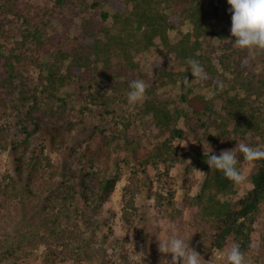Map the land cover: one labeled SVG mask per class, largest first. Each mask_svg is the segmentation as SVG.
I'll return each instance as SVG.
<instances>
[{
  "label": "trees",
  "instance_id": "1",
  "mask_svg": "<svg viewBox=\"0 0 264 264\" xmlns=\"http://www.w3.org/2000/svg\"><path fill=\"white\" fill-rule=\"evenodd\" d=\"M50 1L59 9L68 2ZM87 1L80 0V4ZM102 1L115 9L112 18L118 33L104 27L108 12H101L99 22L85 18L81 38H76L68 50H57L54 59L46 64L44 81L30 89L19 88L15 82L22 58L18 41L16 47H10L7 40L12 32L20 33L22 45L30 39L41 49L44 30L32 24L27 0H0V39L4 40L0 43V155L7 151L13 166L0 183V194L11 204V220L3 230L0 248L12 249L6 250L4 257L22 260L43 246L44 264L110 261L105 258L109 242V236L102 231L105 220L97 216L119 181L118 172L111 177L106 174L110 148L122 136L115 132L107 136L98 127L91 129L82 117L89 108L81 109L78 115L71 113L69 95L60 91L70 87L75 78L80 91L93 90L88 94L90 105L109 113L117 97L106 96L94 86L107 85V80L114 84L115 79L125 77L128 92L139 66L135 56L160 46L171 54L172 65L158 66L157 77L147 88L143 111L151 115L154 125L167 137L138 158L140 143L124 135L126 156H118L120 162L128 165L137 155L140 169L151 165L156 170L159 189L154 196L159 217L175 221L185 208H190L196 224L212 229L202 233L209 237L212 249L223 251L233 240L247 257L259 249L252 235L264 212V160L254 162L262 167L251 177L253 188L245 197L232 201L235 183L209 168L202 149L203 145H211L213 153L219 155L217 149L224 143L241 140L264 149V50L233 46L227 0H95L92 7H100ZM186 22L190 29L172 39L170 32ZM189 58L203 66V79L213 89V96L209 100L200 95L189 99L191 91L187 90L181 99L190 104L189 111L171 110L158 98L156 89L175 81L178 75L192 76L186 63ZM258 63L262 64L260 73L256 71ZM217 82L223 83L222 90ZM112 87L116 92L121 90L118 84ZM182 119L197 138L193 161L205 176L197 195L187 194L178 203L170 173L179 159L174 142L186 135L177 125ZM257 138L262 140L260 146ZM237 155L240 162L244 161L241 153ZM139 173L137 168L132 169L122 193L120 218L131 229L138 220L136 197L142 187L151 189ZM88 231L90 236L86 237ZM128 242L132 243L126 239ZM120 258L128 260L122 255Z\"/></svg>",
  "mask_w": 264,
  "mask_h": 264
},
{
  "label": "rangeland",
  "instance_id": "2",
  "mask_svg": "<svg viewBox=\"0 0 264 264\" xmlns=\"http://www.w3.org/2000/svg\"><path fill=\"white\" fill-rule=\"evenodd\" d=\"M68 2L63 8L59 9L55 7V3L50 0H27L30 3L28 7L29 15H31L32 24H38L43 30L44 46L39 49L30 41V39L22 45V35L20 33L12 32L9 36L7 44L10 47H16L18 41V53L21 54L22 61L17 65L18 79L15 82L18 83L19 88L22 86H29L30 89L40 84L47 74V62L54 59L57 54V50H68L71 45L76 41V38H81L82 22L85 18H92L95 22L100 21L101 12H108L110 14L104 27L111 29V33H118L116 23L112 18L115 13V9L108 4H102L100 7L94 8L92 4L95 0H88L87 4H80V0H67ZM32 4V5H31ZM38 10V11H36ZM190 29L189 24L184 23L178 30H172L170 37L177 38L181 33H185ZM4 40L0 39V43ZM159 45V44H158ZM160 46V45H159ZM5 53V54H4ZM3 54L7 55L5 51ZM255 56V55H254ZM135 62L139 64L138 68L134 70V79L144 80L148 86L153 82V78L157 77V68L162 65L168 67L172 65V56L169 52L165 51L163 47H152L148 50L142 51L135 56ZM67 64V63H66ZM257 73L261 72L262 64H257ZM2 61H0V71H3ZM65 70V68H63ZM183 78H187L190 81L188 86L184 85ZM230 78V76H229ZM125 77H119L115 79L114 84L108 83L104 85H95L94 89H99L102 93L105 92L106 96L117 97V104L109 107V113H105L104 109L100 106L90 105L88 94H91L93 90L80 91L78 88L79 82L74 78L70 87H64L60 93L68 96L70 101L71 113L81 114L79 111L84 110L85 107L89 109L83 111L82 117L85 119V124L91 129L98 127L107 136H112V132L120 133L122 137L113 143V147L110 148V159L107 161V177L114 176L117 172L119 174V181L116 185L115 191L110 195L109 200L101 208L98 214V218L105 220L102 231L109 236V242L105 245L107 264H139V261L143 258L137 256V253L143 251V264H167L164 260H171V254H161L158 251L159 241L164 240L172 234L173 226L177 230V234L189 242L191 248L195 249L206 261L205 264H226V261L221 258L224 250L231 247L232 244H237L236 241H228L227 246L223 251L212 249L208 238L202 235L203 230L208 233L212 231L207 225L203 227L194 222V213L190 208H185L181 217L175 221L164 219L158 216L155 211V196L154 193L158 188V181L156 179V170L147 165L143 169L137 164V155H135L128 165L120 162L118 156H126V151L123 150V136L126 135L129 139L134 138L140 143L139 157L142 156L141 152L150 150V148L163 141L167 134H163L154 125L151 115L145 114L143 111L144 100L135 105L130 106L127 102V87ZM81 82L88 85V82ZM79 80V81H80ZM44 81V80H43ZM170 82V81H169ZM118 86L121 88L116 92L112 86ZM118 87V88H119ZM111 90V91H110ZM190 90L191 94L189 99H192L194 95L203 96L206 100H209L213 96V89L207 85V82L202 78H194L193 76L178 75L175 81L167 84H163L156 89L158 98L167 104V107L171 110L178 109H190V104L185 103L181 99V94ZM110 91V92H108ZM254 101L255 98L253 97ZM193 103H197L193 101ZM195 105L196 104H192ZM76 108V109H75ZM78 117V116H77ZM179 128L186 131V135L182 139H177L174 142L179 148V159L174 167L171 169V177L174 180L173 188L176 190L175 200L181 203L186 195L194 197L200 191L204 172H200L196 163L193 161L194 146L198 145L197 138L194 137V133L188 130L185 126L183 119L177 123ZM202 133V131H201ZM93 138L95 136H92ZM259 144L262 140L255 139ZM238 142H243L237 141ZM237 143H224L218 150L220 153L224 149H234ZM118 146V147H117ZM264 148V144L261 145ZM204 152V150L202 149ZM238 158V155H237ZM191 163H190V162ZM119 164V167H118ZM262 165L257 163L249 164L241 161L239 169L246 175L247 180L242 184H235V194L230 198L232 201H236L239 198H243L247 195L248 191L253 188L251 183V177L258 172ZM137 168L140 171V179L146 181L151 186L142 187L141 192L136 197V206L138 208V220L133 229L126 227L120 218L121 200L123 188L127 184L128 176L132 169ZM13 166L11 164V157L6 151L0 155V183H2L3 176L7 171H12ZM188 169L190 170L188 172ZM199 170V171H197ZM41 182L42 178H39ZM186 189L189 191L186 193ZM39 190V189H37ZM40 192V191H39ZM11 204L7 202V199L0 194V241L3 240V230L11 220L10 217ZM90 236V231L86 232V237ZM126 239H130L132 243H125ZM252 241L259 245L258 250H252L248 253L246 260L248 264H264V212L261 217V222L257 227V230L252 235ZM12 249V248H11ZM7 248H0V264H44L42 260L43 246L34 254L28 258L22 260H16L11 257H4ZM120 255L127 257L124 260L120 258ZM113 260V261H112ZM155 260V261H154ZM56 264H76L72 260L60 261ZM100 264V263H96ZM102 264V263H101Z\"/></svg>",
  "mask_w": 264,
  "mask_h": 264
},
{
  "label": "clouds",
  "instance_id": "3",
  "mask_svg": "<svg viewBox=\"0 0 264 264\" xmlns=\"http://www.w3.org/2000/svg\"><path fill=\"white\" fill-rule=\"evenodd\" d=\"M227 3L230 5L229 11L231 12L230 32L231 36L235 38L233 46L237 49L259 48L264 50V0H227ZM186 63L189 65L194 78H203V66L198 60L189 58ZM217 83L222 90L223 83ZM189 84L190 81L186 79L184 85L188 86ZM147 88L148 84L144 80H132L129 84L130 90L127 92L128 104L134 107L143 101ZM203 150L204 155L207 156L206 163L209 168L222 172L225 178L235 184H242L247 180L246 175L237 168L240 163L237 152L241 153L244 162L249 164L257 160H264V149L253 148L243 142H238L234 149L221 150L219 155L213 153L211 145L210 147L203 145ZM158 251L161 254H171L170 261L164 260L167 264H205L206 262L195 249L190 247L189 242L177 234L175 226H173L171 235L159 241ZM136 254L143 257L139 261V264H143L145 258L143 251L136 252ZM221 258L226 261V264H248L239 244L235 243L224 250Z\"/></svg>",
  "mask_w": 264,
  "mask_h": 264
}]
</instances>
